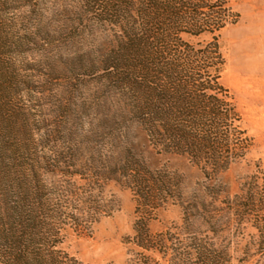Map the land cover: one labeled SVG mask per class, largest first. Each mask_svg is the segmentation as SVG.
Returning <instances> with one entry per match:
<instances>
[{
  "label": "trees",
  "instance_id": "trees-1",
  "mask_svg": "<svg viewBox=\"0 0 264 264\" xmlns=\"http://www.w3.org/2000/svg\"><path fill=\"white\" fill-rule=\"evenodd\" d=\"M9 3L0 0V19ZM68 11L76 15L79 37L91 35L102 43L100 60L89 63L87 54L83 65L101 76L118 104L117 127L107 124L102 130L114 131V138L120 139L124 129L134 125L148 147L189 160L208 184L187 206L180 177L164 168L152 169L134 146L117 161L92 152L78 164L91 148L70 141L40 158L32 147L46 149V144L35 143L29 122L14 123L17 115L10 110L9 130L20 137L15 145L25 153L19 162L7 160L0 146V264H84L61 248L66 232L71 226L80 229L93 215L109 213V208L93 196L96 190H84L82 197L87 198H80L70 180L66 187L48 186L47 173L79 176L90 186L115 179L133 192L139 218L132 243L148 254L135 264H156L151 253L166 258L165 264H233V242L223 236L229 222L223 220V185L218 179L243 157L244 133L236 125L235 103L221 83L225 60L218 40L191 44L183 39L215 35L231 23L232 10L211 0H81ZM1 41L0 34V49ZM10 93L11 86L7 89L0 76V117L7 105L2 96ZM235 199L240 225L249 224L257 232L244 245L238 264H264V180L251 178ZM177 201L184 211L181 233L195 229L190 247L175 244L180 240L177 233L150 228L156 213Z\"/></svg>",
  "mask_w": 264,
  "mask_h": 264
},
{
  "label": "rangeland",
  "instance_id": "rangeland-1",
  "mask_svg": "<svg viewBox=\"0 0 264 264\" xmlns=\"http://www.w3.org/2000/svg\"><path fill=\"white\" fill-rule=\"evenodd\" d=\"M80 1L10 0L3 12L0 76L7 89L11 86L10 96H2L7 103L0 117V146L4 157L19 162L25 153L15 145L20 137L9 130L13 123L11 110L17 115L14 123L29 122L35 143L42 140L46 144V149L32 147L40 158L50 156L54 148L64 149L70 141H79L91 148L83 152L78 164L92 152L117 161L122 159L127 147L134 146L135 153L152 169L164 168L180 177L182 201L189 204L208 184L198 167L184 157L158 154L146 145L134 125L124 129L120 139L114 138L116 132L102 130L107 124L117 127L118 104L114 94L101 84V76L83 67L85 60L97 63L102 49L99 38L97 41L87 35L85 39L75 31L76 15L69 14L68 10L73 6L78 8ZM211 1L232 10L235 17L231 23L215 35H183V39L191 44L218 40L225 60L221 83L235 103L239 114L236 125L244 133L243 157L218 179L223 185L219 197L223 220L229 222L223 236L233 242L230 253L233 264H238L244 245L257 232L249 224L240 225L235 197L251 178L257 176L260 182L264 180V0ZM87 54L90 57L84 60ZM138 133L141 139L137 138ZM44 180L50 187H66V180H70L82 199L87 198L82 197L84 190H96L93 196L109 208V213L84 219L85 225L80 229L68 228L61 246L64 251L84 264H135L148 257L132 243L139 214L129 188L115 179L90 186L88 179L79 176L67 179L47 173ZM179 202L162 207L150 222V228L155 233H177L180 240L175 244L180 242L190 247L195 229L191 227V234L181 233L185 225ZM202 229L206 231V226ZM149 255L154 263L165 264L166 258L162 255Z\"/></svg>",
  "mask_w": 264,
  "mask_h": 264
}]
</instances>
